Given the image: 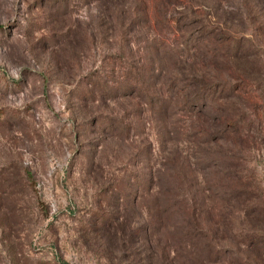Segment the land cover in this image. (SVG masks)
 <instances>
[{
	"label": "rangeland",
	"instance_id": "obj_1",
	"mask_svg": "<svg viewBox=\"0 0 264 264\" xmlns=\"http://www.w3.org/2000/svg\"><path fill=\"white\" fill-rule=\"evenodd\" d=\"M0 264H264V0H0Z\"/></svg>",
	"mask_w": 264,
	"mask_h": 264
}]
</instances>
